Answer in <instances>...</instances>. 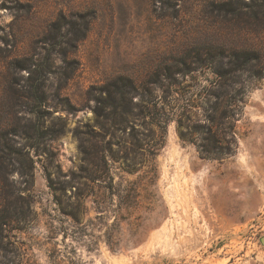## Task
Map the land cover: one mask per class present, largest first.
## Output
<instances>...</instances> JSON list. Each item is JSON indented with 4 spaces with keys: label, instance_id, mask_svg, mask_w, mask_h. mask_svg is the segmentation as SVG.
I'll list each match as a JSON object with an SVG mask.
<instances>
[{
    "label": "rangeland",
    "instance_id": "obj_1",
    "mask_svg": "<svg viewBox=\"0 0 264 264\" xmlns=\"http://www.w3.org/2000/svg\"><path fill=\"white\" fill-rule=\"evenodd\" d=\"M264 0H0V264H264Z\"/></svg>",
    "mask_w": 264,
    "mask_h": 264
},
{
    "label": "water",
    "instance_id": "obj_2",
    "mask_svg": "<svg viewBox=\"0 0 264 264\" xmlns=\"http://www.w3.org/2000/svg\"><path fill=\"white\" fill-rule=\"evenodd\" d=\"M263 242H264V239H263Z\"/></svg>",
    "mask_w": 264,
    "mask_h": 264
}]
</instances>
